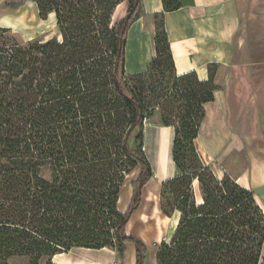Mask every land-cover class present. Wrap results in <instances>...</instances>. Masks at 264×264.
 <instances>
[{"label":"trees","instance_id":"1","mask_svg":"<svg viewBox=\"0 0 264 264\" xmlns=\"http://www.w3.org/2000/svg\"><path fill=\"white\" fill-rule=\"evenodd\" d=\"M30 1L41 17L54 15L57 32L19 40L0 26V264H57L53 257L73 247L123 253L128 243L135 264H145L146 244L126 227L154 176L144 149L145 79L166 63L192 108L177 124L164 121L174 127L177 171L162 181L161 209L178 221L155 264H264V209L255 193L228 173L218 178L196 153L190 161L179 154L183 140L198 139L204 104L217 89L211 74H177L164 11L178 10L180 0H162L164 11L154 15L156 55L134 73L126 71V46L142 0H128L119 21L124 0ZM137 167L122 212L121 189Z\"/></svg>","mask_w":264,"mask_h":264},{"label":"rangeland","instance_id":"2","mask_svg":"<svg viewBox=\"0 0 264 264\" xmlns=\"http://www.w3.org/2000/svg\"><path fill=\"white\" fill-rule=\"evenodd\" d=\"M127 6L124 2L123 10L114 21H119L127 13ZM236 6V28L232 39L222 47V62L209 65V74L213 76L211 85L226 91L230 123L244 141L246 151L250 152L251 148L260 151L259 149H264V0H236ZM0 26L9 27L10 32L19 40L43 39L57 32L54 15L41 17L36 4L30 0H0ZM129 35L128 31V37ZM133 59L134 53L127 43L126 71L129 73H134L131 69ZM153 72V76L145 79V102L148 105L149 118L145 124L144 149L152 162L154 176L144 186L142 200L126 227L128 233L146 244L145 264H155L159 244L171 236L178 221V214L167 216L161 209L160 191L165 177L162 173L175 174L177 171L175 165L173 170L169 166L171 149L167 148L174 139V127L172 129L165 126L164 121L177 124L186 115L187 107L192 108V104L186 103L182 97V91L188 93L186 88L183 86L182 91L176 88L177 75L170 63ZM198 79L204 80L199 75ZM132 83L136 85L138 81L132 80ZM194 104L193 114H196L197 104ZM157 138L161 146L158 154ZM183 145L179 154L184 155L185 159L190 161L191 156L196 153L203 163H208V156L201 150L197 138L191 144L183 140ZM155 158L158 159L156 162ZM247 158L245 156L246 160ZM241 159L235 155L225 161L220 160L221 162H216L213 166L218 175L224 170L237 174L244 166ZM139 172L140 167L135 168L124 181L119 200V209L122 212L130 204L133 195L131 183ZM134 220H139L140 225L134 223ZM112 249L117 256L114 264H130L131 260L133 262V243H128L123 253ZM11 263L26 264V261L14 259Z\"/></svg>","mask_w":264,"mask_h":264},{"label":"crops","instance_id":"3","mask_svg":"<svg viewBox=\"0 0 264 264\" xmlns=\"http://www.w3.org/2000/svg\"><path fill=\"white\" fill-rule=\"evenodd\" d=\"M124 2L128 4V0H124L116 9L117 15L123 10ZM180 2L181 7L178 10L166 12L162 0H142L143 12L130 27L127 39L134 53L132 72L146 70L156 55L154 15L162 11L178 75L194 70L200 78L207 79L209 65L222 62L224 51L222 47L232 39L236 28V0H180ZM226 97V91L217 88L214 91V100L204 104V117L198 136L201 150L208 156L207 164L218 178L223 177L226 172L230 174L237 182L255 193L256 200L264 209V149L258 151L257 148H251L250 152L246 151L244 141L230 123ZM171 144L167 148L171 149L170 161L173 162ZM160 147L157 138L156 154L161 151ZM235 155L242 158L241 162L243 161L244 165L242 169L237 174L224 170L218 175L213 165ZM245 156L248 157L247 160ZM157 160L155 158V162ZM170 164L174 169V162ZM162 174L165 175L163 180L174 176V172ZM116 258V251L110 247L100 249L73 247L68 252L56 254L53 262L114 264ZM130 264H135V255Z\"/></svg>","mask_w":264,"mask_h":264},{"label":"bare ground","instance_id":"4","mask_svg":"<svg viewBox=\"0 0 264 264\" xmlns=\"http://www.w3.org/2000/svg\"><path fill=\"white\" fill-rule=\"evenodd\" d=\"M169 163H173L172 161H169ZM170 167H171V169L173 170V168H172V165L170 164L169 165ZM137 218V217H136ZM137 223V225L139 226L140 225V222H139V220H134V223Z\"/></svg>","mask_w":264,"mask_h":264}]
</instances>
